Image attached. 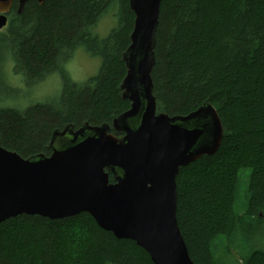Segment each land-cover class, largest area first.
<instances>
[{"label":"trees","instance_id":"obj_1","mask_svg":"<svg viewBox=\"0 0 264 264\" xmlns=\"http://www.w3.org/2000/svg\"><path fill=\"white\" fill-rule=\"evenodd\" d=\"M33 2L22 15L12 18L10 42L5 39L18 72L37 81L79 48L100 54L104 62L98 76L88 83L67 85L58 107L0 108L2 146L23 158L50 156L46 149L53 133L68 124L76 129L84 122L111 124L131 105L120 95L126 76L121 55L130 45L135 21L129 0ZM161 3L157 63L152 73L158 113L184 117L211 103L225 128L218 153L180 170L176 183L177 223L192 261L220 264L212 247L218 236L233 233L235 216L227 208L228 195L214 198L211 191L222 177L221 170L240 165L234 171L238 172L251 169L258 160L264 163V0ZM114 8L119 27L100 41L91 30ZM257 178L262 180L264 174L254 171L249 195ZM237 181L233 173L235 193ZM110 182H114L111 174ZM0 264L153 263L136 243L117 239L82 213L61 220L24 214L2 223ZM244 264H264V252L250 255Z\"/></svg>","mask_w":264,"mask_h":264},{"label":"water","instance_id":"obj_2","mask_svg":"<svg viewBox=\"0 0 264 264\" xmlns=\"http://www.w3.org/2000/svg\"><path fill=\"white\" fill-rule=\"evenodd\" d=\"M13 1L0 0V30ZM29 1L19 0V14ZM161 2L128 3L135 21L121 55L120 95L129 110L111 124L56 130L50 156L23 158L0 140V225L24 214L61 220L86 213L117 239L144 249L153 264H195L177 223V177L218 153L225 128L211 103L184 117L158 113L152 73Z\"/></svg>","mask_w":264,"mask_h":264},{"label":"rangeland","instance_id":"obj_3","mask_svg":"<svg viewBox=\"0 0 264 264\" xmlns=\"http://www.w3.org/2000/svg\"><path fill=\"white\" fill-rule=\"evenodd\" d=\"M117 17L118 12L115 8L104 14L91 30L92 36L100 41L107 40L112 30L119 27ZM6 27L0 30V108L2 109L13 108L24 111L40 104L58 107L64 88L66 90L68 88L67 85L88 83L98 76L103 67L104 58L100 54L96 56L86 48H79L66 62L61 61L57 69L45 72L43 78L37 81L28 79L16 70V65L12 61L13 56L6 50L8 43L5 39L10 42V37L7 36L9 30L7 31ZM238 167L232 168L231 171L221 170L222 177L215 182L210 195L221 198L227 194L229 198L227 208L235 216L231 222L233 233L229 236L226 234L218 236L212 247L214 255L217 256L216 261L220 264H244L250 255L258 251L264 252V178L260 181L257 178L258 181L255 180L250 195L248 193L250 182L254 179V171H257L259 176L264 174V163L258 160L251 169L234 172ZM233 173L234 179L236 177L238 179L236 193ZM229 189L232 193H229ZM224 232L225 230L221 233Z\"/></svg>","mask_w":264,"mask_h":264},{"label":"flooded vegetation","instance_id":"obj_4","mask_svg":"<svg viewBox=\"0 0 264 264\" xmlns=\"http://www.w3.org/2000/svg\"><path fill=\"white\" fill-rule=\"evenodd\" d=\"M30 1H32V2L34 1L33 3H36V4H38V5H43V4L45 3V2H44L43 4H40L37 0H30ZM30 1H29V2H30ZM45 1H46V0H45ZM29 2H28V3H29ZM28 3H27V4H28ZM27 4H26L25 7H27ZM25 7H24L23 12H24L25 9H26ZM18 11H19V0H14V1H13V5H12V7H11V9H10V12H9V14H7V17H8V21H7V22H8V25H7V27H6L7 31H8V29H9L10 24H11L12 18H13V17L15 18V16H20V15H22L23 12H22L21 14H19ZM52 71H53V70H52ZM27 77H28V76H27Z\"/></svg>","mask_w":264,"mask_h":264}]
</instances>
